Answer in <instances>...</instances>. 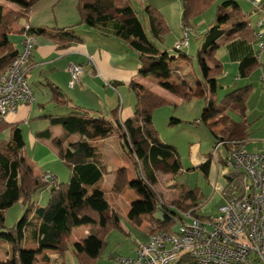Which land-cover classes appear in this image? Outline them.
<instances>
[{"label": "trees", "instance_id": "1", "mask_svg": "<svg viewBox=\"0 0 264 264\" xmlns=\"http://www.w3.org/2000/svg\"><path fill=\"white\" fill-rule=\"evenodd\" d=\"M5 1L15 9L6 12L5 6L0 3V74L10 67L21 52L10 39L11 35L15 34V26L23 20L28 21L31 11L42 0ZM182 1L183 31L186 29L191 31L193 21L216 5L219 0ZM146 9L150 34L154 39L161 40L169 31L165 18L159 10L151 6ZM77 10L80 25L98 29L103 35L113 36L138 53L142 76H156L160 80L170 78V62L174 57L168 52H161L151 40L140 13L133 7L132 0H77ZM244 17L241 7L234 0H226L218 6L215 21L207 32L197 37L203 42L196 59L206 82L213 88L216 87V77L221 74L222 66L216 59L217 51L221 47L220 41L222 39L231 41L237 35H252ZM223 25L230 27L223 28ZM73 29L74 27L67 34L76 38ZM21 31L23 32V29ZM46 31L45 28H32L35 35L45 34ZM183 57H186V54ZM208 61L212 67H208ZM257 67H259L257 63L249 65L247 74ZM47 87L57 104L69 105L70 102L58 87L52 84H48ZM163 87L168 88L170 85L163 83ZM130 88L137 96L135 116L124 124H115L102 116L95 117L96 114L90 110L75 106L71 107V112L65 116L48 117L51 126L64 128V135L57 140V144L61 147L60 158L72 171L68 183L59 184L56 180L50 181L44 176L36 175L31 163L23 155L25 141L20 128L13 127L10 139L0 143V244L2 241L10 243L13 251L8 259L0 258V264H39L37 255L42 251H57L62 257L69 244L80 263L97 264L100 260L105 248V235L111 228L121 229V223L118 213L111 207L104 192L93 189L108 173L107 167L100 161L97 148L91 143L96 137L94 126L97 122L105 125L100 135L102 138L115 133L119 135L137 174L136 181L130 182L126 170L124 168L119 170L113 185L114 193L123 195L125 189L135 188L147 198L134 204L129 214L130 220L140 226L142 215L154 217V214L160 211L162 218L155 220L158 231H172L173 225L179 220V214L164 205L161 196L154 190L158 181L157 173L177 176L183 168L177 149L161 141L153 124L155 111L168 101L138 84L132 83ZM251 92L252 89L246 87L228 94L218 105L209 101L206 107L208 116L218 117L225 109L234 106L239 107L243 113ZM178 97L183 101H191L196 97L186 79L180 82ZM179 122L175 118L171 120L172 125ZM2 126L3 124H0V132L3 130ZM239 127L241 124L233 123L219 135L214 133L216 142L235 140V129ZM73 135L80 137L75 147L70 145L63 148V144ZM39 136L50 139L52 134L50 130H46ZM211 163L212 158H209L199 167L206 177ZM48 189L50 201L46 207H39L34 198ZM184 197L191 203V207L198 208L201 204L199 189L185 191ZM18 202L26 205V212L14 228L8 229L5 213ZM85 224H93L91 236L85 242V247L72 245L73 229ZM25 232H29L31 239L37 244V251L27 250L21 246Z\"/></svg>", "mask_w": 264, "mask_h": 264}, {"label": "crops", "instance_id": "2", "mask_svg": "<svg viewBox=\"0 0 264 264\" xmlns=\"http://www.w3.org/2000/svg\"><path fill=\"white\" fill-rule=\"evenodd\" d=\"M234 1L241 7L245 15L244 21L249 24L252 35H237L231 41H225L224 39L220 41L221 47L217 51L216 59L222 66L221 74L216 77V87L213 88L211 84L206 82L202 73L201 80L191 71V60L187 54L186 57L181 58L182 60L170 62L171 76L168 80H160L156 76H142L140 74L139 55L136 51L113 36L101 34L98 29L80 25L77 0H42L33 8L28 21L23 20L24 22L15 26V34H13L20 44L19 46L15 45L16 48L22 50L24 36L21 30L26 23L33 29L45 28L47 30L45 34L35 35L36 46L27 74L28 83L35 95V102L32 105H22L16 112L9 114L6 119H0V124H3L2 132L5 131L4 134L9 140L11 129L13 127L20 128L25 141L23 155L31 163L36 175L44 177L53 175L59 184L68 183L72 171L60 158L59 151L61 147L57 144V140L64 135V128L51 126L49 116H65L71 112V107L75 106L90 110L96 114L95 117L102 116L115 124H124L134 118L137 103V96L131 90L130 84L135 83L145 90H151L147 81L154 78L159 86V89L154 90L155 93L171 95L179 101H183L178 97V93L181 80L186 79L191 91L196 96L194 99L205 100L201 118L214 138L213 149L216 143L214 133L219 135L221 131L234 123L241 124V127L235 129V140L240 142L247 152L262 150L264 147V87L261 83V76L264 73V52L260 61L256 59V53L258 44L261 41L264 42V24L259 26V22L264 15V0L255 2L244 0L249 6V11L240 2ZM221 3L222 1L219 0L214 6L215 10L211 12L209 21L206 22L205 20L200 25L202 27L207 24V27L200 33L201 35L206 33L214 23L217 8ZM145 12L147 16L146 8ZM199 24L196 26H199ZM73 27L76 38L67 34L69 30L72 31L71 28ZM227 27L230 26L223 25V28ZM191 32H194V26ZM258 34H263L261 39L258 38ZM180 40L178 39L177 43ZM185 60L188 63L187 66L182 65ZM254 63H257L259 67L247 74L249 72L248 66ZM73 64L81 65L84 72L78 84L71 88L69 85L71 81L69 68ZM176 64L178 66L181 64L184 68V76ZM207 65L212 67L209 61ZM163 83H168L170 87H163ZM48 84L58 87L70 102L69 105L57 104L47 87ZM246 87H250L252 92L244 105L243 113H241L242 110L239 107L234 106L225 109L218 117L208 116L206 107L209 101L218 105L228 94ZM202 121L197 120L196 122L200 124L198 125L195 122V125L201 127ZM104 128L105 125L101 122L95 124L96 137L91 143L97 148L102 164L110 170L107 177L115 183L117 179L115 169L118 167L128 169L130 165L125 153L121 152V150L124 151V148L119 135L115 133L102 138L100 135ZM46 130H50L52 134L50 139L39 136ZM79 140V136L73 135L69 138V142L63 144L62 147L68 148L72 145L74 148ZM115 144H118L121 150L117 149ZM108 154L112 155L111 159L116 165L113 168L105 163ZM209 158H212V163L207 178L211 179L212 182H217V184L224 183V179L220 175V170L223 168L220 156L218 159H215L213 154L195 156L193 161L196 169L205 164ZM200 171L203 173L202 170ZM135 174L129 171L128 179L130 182L136 181L137 174ZM159 174L162 173H157V180ZM166 176L172 177V175ZM105 178L103 179L105 180ZM104 180L93 189L103 191L101 183ZM92 190H90V193H92ZM131 190L135 193L136 198L139 196L138 198L141 200H147L140 194L138 189L128 188L127 192H131ZM47 191L49 192V189ZM137 200L132 201L130 211L133 208L132 204L136 203ZM219 200L222 205L223 200L220 194ZM83 226L91 228L90 233H83L74 237L72 235L71 244H78L84 248L85 242L91 236L93 224H85L79 227ZM26 237H29L32 245L24 246L22 241L21 246L27 250L37 251L38 246L31 239L29 232H25L24 238ZM135 249L130 257L135 256ZM9 257L5 256L3 259L6 260ZM60 258L61 256L57 251H42L37 255L39 264H55ZM116 259L104 264H112ZM97 264H100L99 261Z\"/></svg>", "mask_w": 264, "mask_h": 264}, {"label": "built area", "instance_id": "3", "mask_svg": "<svg viewBox=\"0 0 264 264\" xmlns=\"http://www.w3.org/2000/svg\"><path fill=\"white\" fill-rule=\"evenodd\" d=\"M263 24L264 15L259 26ZM22 29V50L0 74L1 120L20 106L35 102L27 74L36 36L28 23ZM262 35L258 34V38ZM189 45L190 30L186 29L175 49L182 51ZM263 52L261 41L256 53L258 61ZM69 71V85L74 88L84 69L73 64ZM261 83L264 87V73ZM219 156L224 183L215 186L223 200L217 214L205 219L199 215L198 208L192 209L182 214L177 232L155 231L147 242L137 244L134 257H120L112 264H264V147L258 152H247L236 140H217L213 157ZM45 179L56 180L53 175Z\"/></svg>", "mask_w": 264, "mask_h": 264}, {"label": "rangeland", "instance_id": "4", "mask_svg": "<svg viewBox=\"0 0 264 264\" xmlns=\"http://www.w3.org/2000/svg\"><path fill=\"white\" fill-rule=\"evenodd\" d=\"M226 1V0H221ZM240 2L246 10L249 11V6L244 2V0H236ZM6 8V12L15 9V7L5 0H0ZM133 7L140 13V17L145 24V28L155 45L164 52H168L174 60H182L181 58L187 54L191 60L190 69L199 79L202 78L199 63L196 59L199 49L202 46V40H198L197 37L200 36L201 32L207 24L200 27L201 24L209 21L210 14L213 12L214 6L210 7L206 12L201 14L197 19L193 21L194 32L190 31V45L188 48L182 52H178L175 49L178 39H182V18H183V1L182 0H132ZM151 6L161 12L168 26V33L164 35L161 40L154 39L149 31V21L146 16L145 8ZM210 10V11H209ZM24 22V21H21ZM20 22V23H21ZM201 22V23H200ZM200 23V24H199ZM199 26H196L198 25ZM199 27V28H198ZM207 29V28H206ZM197 34V35H196ZM205 34V33H204ZM182 36V37H181ZM12 42L19 46V40L15 35L11 37ZM172 60V62L174 61ZM177 65V64H176ZM175 65V66H176ZM183 66H187L186 60L182 63ZM178 66V65H177ZM179 69L184 73L181 64L178 66ZM184 76V74H183ZM181 79V77H179ZM202 80V79H201ZM148 86L151 90L159 89L158 82L154 78L147 81ZM155 92V91H154ZM168 102L164 106L158 108L153 116V124L156 131L159 134L161 141L164 143L174 146L180 155L182 162V171L177 176H166L163 174L158 175V183L154 187L157 194L161 196V200L164 205L168 206L170 209L175 210L179 214V220L173 225L172 231L177 232L180 226V220L182 219L184 213L195 209L197 207H191V203L185 200L184 194L186 190L199 189L201 193V204L198 206L199 215L205 219L212 218L217 214L218 208L221 205L219 200V193L215 190L217 182H212L211 179L207 178L199 169H196L193 158L196 156H206L213 154V136L209 128L202 121V111L205 106V100L193 99L191 101H179L176 97L171 95L160 94ZM175 118L180 120L179 123L172 125L171 120ZM197 120L202 121V126L198 127L195 125ZM5 131L0 133V143L7 140ZM69 142V139L66 143ZM65 144V143H64ZM117 149L118 144H115ZM196 148V150H194ZM121 150V149H120ZM125 157L129 162V168L126 169L127 175L131 172H135L131 158L125 152ZM112 155H106L105 163L115 167V163L111 159ZM221 156V154H220ZM107 167V166H106ZM122 167V166H120ZM119 168V167H118ZM115 169L116 172L121 170ZM108 173L104 175L105 180L101 183L102 189L105 193V197L111 207L118 213L120 217L121 229L111 228V230L105 235V248L102 252V256L99 260L100 264L107 263L112 259H118L120 257H130L134 253V249L138 243H144L148 241L149 235L158 231L157 223L155 220L162 218L160 211L151 215H142L141 225L138 226L130 220L129 211L132 201L138 199L136 203L140 202V198H136L135 193L125 192L123 195H116L113 191V184L109 177L110 170L107 168ZM136 175V174H135ZM50 201V193L44 191L35 196L34 202L39 207H46ZM178 202V205H174ZM135 204V203H134ZM134 204H132L134 206ZM191 207L188 209V207ZM26 205L23 202L16 203L12 208L6 211V226L8 229L14 228L18 222H20L26 212ZM88 229V230H87ZM87 230V232H86ZM91 228L86 226L77 227L73 230L71 236H77L79 234H89ZM149 233V234H148ZM0 258L3 259L5 256H11L12 245L10 243L1 242ZM24 246H31V240L29 237L24 238ZM54 264V263H53ZM55 264H82L79 262L77 256L75 255L73 248L69 244L67 250L58 262Z\"/></svg>", "mask_w": 264, "mask_h": 264}]
</instances>
